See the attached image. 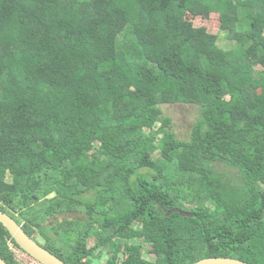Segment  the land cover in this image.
Masks as SVG:
<instances>
[{"label":"trees","instance_id":"16d2710c","mask_svg":"<svg viewBox=\"0 0 264 264\" xmlns=\"http://www.w3.org/2000/svg\"><path fill=\"white\" fill-rule=\"evenodd\" d=\"M0 210L66 264H264V0H0Z\"/></svg>","mask_w":264,"mask_h":264},{"label":"rangeland","instance_id":"374dc122","mask_svg":"<svg viewBox=\"0 0 264 264\" xmlns=\"http://www.w3.org/2000/svg\"><path fill=\"white\" fill-rule=\"evenodd\" d=\"M187 20L193 22L196 27H206L209 32L213 34L220 33V24L217 21L215 15L211 16H199L194 17L192 15H187ZM219 45L224 50H230L234 47L233 41L229 40L225 36H219ZM260 68L256 69L258 73ZM166 116H170L173 119L174 130L181 138H186L185 134L187 129L194 124L198 117V111L196 107L193 106H182V105H166L163 108ZM140 226V225H139ZM139 226L133 227V230L126 235L124 238H118L112 242V244H116L119 246H123V244L132 243V242H141L144 244L145 256L147 259L154 261L155 253L152 248L144 242V238L141 234V229ZM40 243H45L41 236L38 237ZM95 245V240L89 241V246L92 247ZM107 256L105 257L103 250H98L95 253V258L91 260L92 264H106Z\"/></svg>","mask_w":264,"mask_h":264},{"label":"water","instance_id":"95a60500","mask_svg":"<svg viewBox=\"0 0 264 264\" xmlns=\"http://www.w3.org/2000/svg\"><path fill=\"white\" fill-rule=\"evenodd\" d=\"M177 212L182 214L183 216L192 217L191 213L183 212L180 209H175L169 213ZM0 223L4 225V227L8 230L11 235V238L15 241V243L30 254L35 259L39 260L43 264H66L62 259L56 256L54 253L49 251L44 247L42 243L30 237L22 225H20L16 219L10 216L8 213L0 210ZM0 264H8L1 256H0ZM195 264H250L245 261L231 258V257H210L205 258L203 260L198 261Z\"/></svg>","mask_w":264,"mask_h":264},{"label":"built area","instance_id":"2783aa9c","mask_svg":"<svg viewBox=\"0 0 264 264\" xmlns=\"http://www.w3.org/2000/svg\"><path fill=\"white\" fill-rule=\"evenodd\" d=\"M8 249L17 264H43L20 248L13 239H6Z\"/></svg>","mask_w":264,"mask_h":264},{"label":"flooded vegetation","instance_id":"af4514ba","mask_svg":"<svg viewBox=\"0 0 264 264\" xmlns=\"http://www.w3.org/2000/svg\"><path fill=\"white\" fill-rule=\"evenodd\" d=\"M42 238V240L44 241V242H46V240L43 238V237H41Z\"/></svg>","mask_w":264,"mask_h":264},{"label":"crops","instance_id":"0c3cea01","mask_svg":"<svg viewBox=\"0 0 264 264\" xmlns=\"http://www.w3.org/2000/svg\"><path fill=\"white\" fill-rule=\"evenodd\" d=\"M39 240V239H38ZM41 242V241H40ZM43 244V243H42Z\"/></svg>","mask_w":264,"mask_h":264}]
</instances>
